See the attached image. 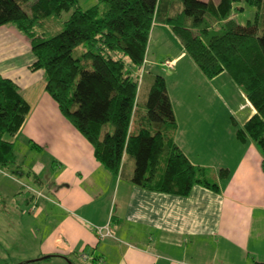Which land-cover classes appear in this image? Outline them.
I'll return each mask as SVG.
<instances>
[{"label": "crops", "instance_id": "1", "mask_svg": "<svg viewBox=\"0 0 264 264\" xmlns=\"http://www.w3.org/2000/svg\"><path fill=\"white\" fill-rule=\"evenodd\" d=\"M156 26L173 32L156 23L153 37ZM166 57L162 66L173 70L168 89L177 119L175 142L194 165L213 171L219 191L196 185L189 196H178L114 176L47 92L45 72L32 70L37 58L29 38L15 25L0 27V76L13 80L31 106L11 139L15 156L19 161L22 148L37 156L20 173L33 183L28 193L14 191L15 176L0 169L2 248L58 264H264L263 154L236 130L221 134L217 100L232 112L236 128L257 109L228 73L209 79L185 47ZM183 61L188 66L177 69ZM156 64L147 53L145 74ZM124 162L126 170L127 156ZM223 170L228 176H221ZM96 226L108 228L119 243L103 239Z\"/></svg>", "mask_w": 264, "mask_h": 264}, {"label": "trees", "instance_id": "2", "mask_svg": "<svg viewBox=\"0 0 264 264\" xmlns=\"http://www.w3.org/2000/svg\"><path fill=\"white\" fill-rule=\"evenodd\" d=\"M30 2L0 0V27L15 25L29 38L37 58L32 70L45 72L47 92L114 176H125L124 157L130 156L135 162L127 179L136 186L185 197L196 185L220 190L207 178L208 170L194 165L175 142L177 119L164 76L156 75L149 88L146 120L133 124L141 90L130 66L139 69L145 63L156 23L172 27L209 79L226 72L245 92L257 113L237 136L254 141L264 158V0H100L87 10L79 0H38L26 7ZM239 2L257 8L255 21L237 20L243 12L235 6ZM65 12L71 16L59 33L40 31ZM30 111L20 87L0 76L4 172L23 173L11 139Z\"/></svg>", "mask_w": 264, "mask_h": 264}, {"label": "rangeland", "instance_id": "3", "mask_svg": "<svg viewBox=\"0 0 264 264\" xmlns=\"http://www.w3.org/2000/svg\"><path fill=\"white\" fill-rule=\"evenodd\" d=\"M38 0H31L29 5L26 7L29 8L30 5L34 4ZM209 1V0H206ZM215 3H218L220 0H213ZM100 0H79V5L81 8L87 10L97 4H99ZM177 9L182 10V6L180 2H178ZM236 7L243 8V12L240 14H237V20H239L242 23H246L249 21H255L256 19V14H257V8L250 5L249 3L246 2H239L235 4ZM71 16V12H65L63 13L62 18L56 20H51L50 22L44 24L43 29H40V31H49L48 36H53L57 33H59L63 28H64V22L68 20ZM211 25L214 26V30L218 29L219 24L214 20L210 19L209 20ZM191 23V22H189ZM209 23V24H210ZM161 32V33H160ZM155 36L151 37V42L148 48V56L151 60H156L157 64L155 69L152 71V73H146L142 70L143 68L135 69L132 66L130 68L133 71V74L135 76L136 81H138L139 85V90L142 87V93L140 94L139 98V108H138V113L136 117V123H140L146 120V115H147V108H146V103L148 99V93L146 92L145 89H149L151 87V84L157 75L158 72L163 73L165 75V78L168 81V87H173V80H172V73L173 70L171 71L170 69H166L162 66V62L166 61V55H168L172 51L176 50H181L184 47V44L182 42V39L173 31H169L167 28H160V26H156ZM170 39V40H169ZM172 42V43H171ZM188 61V60H187ZM159 64V65H158ZM34 65V64H33ZM32 65V66H33ZM187 62L183 61L177 69L185 68L187 67ZM172 67V65L170 66ZM145 75V76H144ZM182 77V74H180ZM141 76H144V83H143V78L141 84H139L141 81L140 78ZM143 83V84H142ZM143 85V86H142ZM195 97H192V99ZM217 99V98H216ZM218 105H219V111H221V119H222V129H220L221 134L224 132L225 134L228 133L229 130L235 131L237 133V130L240 128H236L235 125H238L237 121L233 120L232 118V112L227 110L226 106L222 104V98H218ZM220 102V103H219ZM31 112V111H30ZM230 112V113H229ZM30 114V113H29ZM225 134H222L223 136ZM221 135V137H222ZM18 150V149H17ZM19 152V151H17ZM37 156L35 154H32L30 152H27L25 148H22L21 153L18 155V162L23 163L25 162V168H23V171L30 170V168L34 165V162H36ZM134 158L128 156L127 157V165H126V170H125V176L124 178L127 179V176L131 174V165L134 166ZM10 174H13L15 177L13 183H14V191L15 189L18 190V192L22 193H28L30 191V186L33 184L31 180H29L28 175L26 174H20V173H15L12 171H9ZM207 178L211 180V182H218L217 179L214 178L213 171H209L207 173ZM220 184V183H219ZM18 194V195H20ZM0 225L5 226V221H2L0 219ZM119 243V242H118ZM20 252L16 248H10V249H4L0 246V264H30L28 262L33 261L32 259H26V257L22 258L20 257ZM22 253V252H21ZM41 258V257H40ZM38 258V260L40 259ZM44 258V257H43ZM86 258V255H85ZM35 260V259H34ZM59 262L51 260H44L41 259L38 262L36 261L35 263L31 264H58ZM77 264V263H75Z\"/></svg>", "mask_w": 264, "mask_h": 264}, {"label": "built area", "instance_id": "4", "mask_svg": "<svg viewBox=\"0 0 264 264\" xmlns=\"http://www.w3.org/2000/svg\"><path fill=\"white\" fill-rule=\"evenodd\" d=\"M166 65L171 66L172 65V62L171 61H167L166 62ZM142 68H143L142 70L145 72L146 71V60H145V63L143 64ZM142 78H143V76H141V78H140V80H141V81H139L140 84L142 82ZM95 228H96V230L98 231V233L100 234V236L103 239L104 238L105 239L109 238V239H113V240H115V241L118 242L119 239H117L116 237H114L113 234L111 233V231L108 228L99 227V226H96ZM86 258H88L87 255H86Z\"/></svg>", "mask_w": 264, "mask_h": 264}, {"label": "bare ground", "instance_id": "5", "mask_svg": "<svg viewBox=\"0 0 264 264\" xmlns=\"http://www.w3.org/2000/svg\"><path fill=\"white\" fill-rule=\"evenodd\" d=\"M140 84V83H139Z\"/></svg>", "mask_w": 264, "mask_h": 264}]
</instances>
